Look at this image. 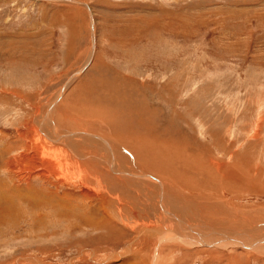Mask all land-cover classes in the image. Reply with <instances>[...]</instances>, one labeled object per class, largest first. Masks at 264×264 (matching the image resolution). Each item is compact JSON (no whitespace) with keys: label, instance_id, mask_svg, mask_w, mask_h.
I'll use <instances>...</instances> for the list:
<instances>
[{"label":"rangeland","instance_id":"1","mask_svg":"<svg viewBox=\"0 0 264 264\" xmlns=\"http://www.w3.org/2000/svg\"><path fill=\"white\" fill-rule=\"evenodd\" d=\"M39 119L67 131L66 137L81 134L74 140L89 141L88 151L103 149L105 140L116 162L127 159V145L136 146L137 163L165 180L159 188L171 184L168 194L180 188L181 173L201 177V184L193 178L185 185L189 207L201 210L195 216L188 210L185 224L190 221L191 231L194 221L200 229L204 220L221 223L215 235L198 234L190 254L158 241L171 234L161 227L147 240L158 220L142 196L112 174L103 176L111 193L139 213L138 221L130 210L122 217L134 228L115 215L116 235L102 225L75 226V215L92 214L79 207L86 194L34 154L37 142L51 140H43ZM137 137L145 142L138 145ZM204 154L222 161L208 168H237L243 189L210 190L213 170L190 171L203 166L198 157ZM88 169L100 170L94 164ZM92 202L97 208L98 199ZM210 207L220 209L219 220L208 217ZM263 211L264 0H0V264H264V253H256L264 238L252 245L256 252L251 243L222 247L218 241L222 233L239 234V224L248 221L252 233L264 232ZM127 244L134 253L123 254Z\"/></svg>","mask_w":264,"mask_h":264},{"label":"bare ground","instance_id":"2","mask_svg":"<svg viewBox=\"0 0 264 264\" xmlns=\"http://www.w3.org/2000/svg\"><path fill=\"white\" fill-rule=\"evenodd\" d=\"M92 29V28H91ZM121 101V100H120ZM119 101V102H120ZM118 102V101H117ZM118 102V103H119ZM124 102V101H123ZM123 102L121 101V104H123ZM128 104V103H127ZM143 112V111H142ZM131 116V115H130ZM42 121V122H41ZM123 121V120H122ZM112 122V121H111ZM44 123V124H43ZM145 124V123H144ZM46 126V127H45ZM39 127L41 128V131H42V135H43V140H44V137H49L51 140H45L47 144H43L42 142H34L36 143L35 144V149H34V154L36 155H39L38 158H42L43 162H44V158L45 161H47V164H48V167L53 171V173H55L58 177V176H61V177H69L71 179V181L74 183L73 185H80L81 186V190L84 194V197H82L81 201L82 202V205L79 206L81 208V210H87V211H90L92 212V214H87L83 217L80 218V215H75V220H74V225L75 226H78L81 222V224L83 226H87V225H91V226H94L95 228H97V225H102V228L103 230L104 229H107V230H110V233L111 234H114L116 235L118 230L116 229H112L113 226V217L114 215L119 219V221L123 222V219L122 217H127L128 215V211L130 210L132 212V214L134 215V217L137 219L138 221V212L136 211V209L132 208L131 206H127L126 203H129V202H126L124 203V199L118 194V193H111L112 187H108L106 185V181L104 180V175H109V174H112L114 176H119L120 177V180L125 182L127 185L131 186L132 188H134L136 190V193L137 195L139 196H142L144 202H146V204H148L150 210L154 213V216L156 217V219L158 220L157 223H155L157 226L153 229H151L149 232H146L147 235L145 236H148L147 240L149 238H156L155 236H157V233L155 232L156 229H158V227H161V229L163 230V232H165V234L167 232L171 233L169 235V237H161L159 239H157L158 241H163V240H168L169 244H174V246H183L184 247V252L181 253L180 250H177L180 254H190L189 253V248H194L196 246V244H198V234L200 233H204V235H209V234H212L213 236L215 235L213 232V229L218 226L219 224L221 223H218V224H213V223H208L206 220H204V228L200 229L201 225L197 222V221H192L194 227H192V230L190 231V227H187L189 224H190V221H189V224H185V220H186V216H189L188 213V210L190 211H193L196 210V209H193L192 207H189V205L191 206L190 201L188 199V196H186V192H184L186 190V188L188 186H185V185H189L190 183H193L194 184V181H193V178H197V181L201 184L200 180H201V177L199 176H193V175H190L189 171L187 173H184L182 174L181 172V176L177 178V181H176V178H175V181L177 182V184H179L180 188H178V190H173V192H171L170 194L167 193V189L172 187L171 184H165L166 188H159L158 186H160V184H163V183H166V182H160V180L153 176L152 174V171L151 172H145L144 171V168H143V164L141 163H137V158L135 157L136 155L134 154V152H136V146L132 149V146H128V153L130 154H126L125 156L127 157V159H124V160H121L120 158V162H117L115 161L114 157L116 159L117 156L115 155V153H113L114 155L111 154L112 152V149L110 147L109 144L106 143L105 140H103L102 143H99V145L103 148L101 150H98L96 149V152H92L91 150L88 151L90 148H88L89 146L87 145V143L89 142H79V141H76L74 140V138L78 139L77 137L78 136H82L81 134H78V133H72L71 136H68L66 137L65 135H63L64 133H66L67 131H63L62 129L58 128L57 127H50L49 124H47L44 119H39ZM149 128V127H148ZM123 129V128H122ZM146 129V128H145ZM38 130V129H37ZM35 130V131H37ZM34 131V130H33ZM38 132V131H37ZM36 132V133H37ZM40 134V132H38ZM80 133V132H79ZM86 135V134H85ZM33 136V135H32ZM76 136V137H75ZM88 136V135H87ZM126 136V135H125ZM125 136L124 139H125ZM69 138H72V140H69ZM97 138V137H96ZM84 139V138H83ZM86 139V138H85ZM90 139V138H89ZM94 139V138H92ZM34 140V139H33ZM42 140V139H41ZM88 140V139H87ZM91 140V139H90ZM122 140V138H121ZM40 141V140H39ZM49 141V142H48ZM54 142H57V143H61V144H65V148H53L51 145H53L52 143ZM101 141V140H100ZM95 142V141H94ZM143 142H145V140L142 139L139 140L138 137H137V144L138 145H142ZM171 142V141H170ZM174 142V141H173ZM89 144V143H88ZM93 144V143H92ZM96 144V143H95ZM93 144V145H95ZM126 145V143H124ZM171 144V143H170ZM227 144V143H226ZM31 145V144H30ZM29 145V146H30ZM55 145V144H54ZM90 145V144H89ZM109 147H108V146ZM146 145V144H145ZM58 146V145H57ZM62 146V145H61ZM126 146V147H127ZM154 146V145H153ZM152 146V147H153ZM157 146V145H156ZM174 146V144H173ZM56 147V146H55ZM92 147V146H91ZM94 147V146H93ZM100 147V148H101ZM150 147V146H149ZM34 148V147H33ZM76 149L77 151H81V154L79 153L78 155V152L74 151V150H70L69 149ZM174 148V147H173ZM172 148V149H173ZM178 148H180L178 146ZM114 149V148H113ZM153 149V148H152ZM151 149V150H152ZM155 149V148H154ZM157 149V148H156ZM93 150V149H92ZM150 150V149H149ZM175 150V149H174ZM100 151V152H99ZM115 151V150H113ZM155 151V150H154ZM171 151V150H170ZM169 151V152H170ZM184 151V150H183ZM28 152V151H27ZM31 152V151H30ZM116 152V151H115ZM146 152V151H145ZM33 153V152H32ZM31 153V154H32ZM147 153V152H146ZM149 153V152H148ZM151 153V152H150ZM177 153V151H176ZM98 154H100L98 156ZM25 155V154H24ZM30 155V154H29ZM34 155V158L35 156ZM88 155V156H87ZM143 155L142 153H139V158L140 156ZM163 155V154H162ZM176 155V154H175ZM248 155V154H247ZM27 156V154L25 155ZM31 156V155H30ZM81 157V158H85L83 159L82 161H79L77 157ZM87 156V157H85ZM145 156V155H144ZM164 156H167V155H164ZM164 156L162 158H164ZM171 156V155H169ZM183 156V155H181ZM198 156V155H197ZM195 156V157H197ZM37 157V156H36ZM177 158V156H175ZM184 157V156H183ZM147 158V157H146ZM145 158V159H146ZM148 158H150V161L152 162L151 160V157L149 156ZM147 158V159H148ZM157 158V157H156ZM146 159V160H147ZM153 159H155V157L153 156ZM183 159V158H182ZM186 159V158H185ZM198 159H201L203 161V166L200 168L198 166L194 167V168H191V172L193 173V169L195 170V172H198V171H202V169H204V171H206L207 169L210 171L213 170V172H210V178L212 181L214 180L215 182V185H210L208 184L207 187L210 189V190H215L216 188L217 189H223V190H229L233 188V191L235 192L236 191V186L238 185L240 189H243L242 187L244 186L243 183H241V180H240V176L237 172V168H231L230 166H228L227 164H222L219 166V168H215V167H212V168H208L207 164H219L220 160H217L215 159L214 157H212V155L210 154H204L202 155L201 157H198ZM235 163L239 162L238 160L240 159V155L239 154H235ZM35 160H38L35 158ZM130 160V161H129ZM158 160V159H156ZM174 160V159H173ZM179 162H180V159H178ZM241 160V159H240ZM27 161V160H26ZM30 161V160H29ZM39 161V160H38ZM113 161V162H112ZM159 161V160H158ZM163 161H165L163 159ZM177 161V160H176ZM150 162V163H151ZM183 162V161H182ZM224 162V161H223ZM243 162V161H242ZM241 162V163H242ZM32 163V162H31ZM35 163V162H34ZM37 163V162H36ZM41 163V162H40ZM143 163V162H142ZM153 163H154V160H153ZM157 163V162H156ZM174 163V161H173ZM181 163V162H180ZM240 163V164H241ZM95 165L96 168L98 167L99 170V173H97L94 169V171L96 173H90L91 171H89L88 169V166L89 165ZM138 164V166H137ZM148 164V163H147ZM155 164V163H154ZM177 164V163H175ZM184 164V163H183ZM25 165V164H24ZM30 165V164H29ZM40 165V164H39ZM43 165V163H42ZM46 165V164H45ZM88 165V166H87ZM162 165V164H161ZM16 166V165H15ZM167 166V165H166ZM165 166V168H166ZM235 166V165H234ZM243 166V165H242ZM31 167V166H30ZM28 167V168H30ZM47 167V166H46ZM47 167V169H49ZM161 167V166H160ZM186 167V166H185ZM236 167V166H235ZM245 167V166H244ZM39 168V167H38ZM42 168V173L44 171H46V169L44 170V167L41 166ZM94 168V167H93ZM147 168V167H146ZM149 168V167H148ZM147 168V169H148ZM165 168H161L162 170L165 171ZM175 168V167H174ZM172 167V174L174 176V169ZM177 168V167H176ZM199 168V169H197ZM178 169V168H177ZM189 169V168H188ZM23 170V169H22ZM32 170V171H31ZM40 170V168H39ZM142 170V171H141ZM159 170V169H158ZM183 170V169H182ZM187 170V169H186ZM185 170V171H186ZM29 171V170H26V172ZM30 171L33 173V169H30ZM36 171V170H34ZM157 171V170H156ZM226 171H228L229 173L226 174ZM249 171H251L249 169ZM22 172V171H21ZM93 172V171H92ZM144 172L145 173V176L144 178L149 180V182L147 180H141V179H138L136 176H140L142 173ZM161 172V171H160ZM179 172V170H178ZM184 172V171H182ZM243 172V171H242ZM257 172V171H256ZM28 173V172H27ZM26 173V174H27ZM30 173V174H32ZM48 173V172H47ZM156 173V172H155ZM199 173V172H198ZM201 173V172H200ZM219 173V174H218ZM240 173V172H239ZM249 173V172H248ZM254 173V172H253ZM44 174V173H43ZM41 174V175H43ZM103 174V175H102ZM213 174V175H212ZM245 174V172H244ZM34 174H32L33 176ZM54 175V174H53ZM101 175H102V178H101ZM111 175V176H112ZM163 175V174H162ZM177 175V174H176ZM200 175V174H199ZM252 175V174H251ZM39 176V174H38ZM44 176V175H43ZM142 176V175H141ZM244 176V175H243ZM242 176V177H243ZM254 176V174H253ZM208 177V176H207ZM246 177V175H245ZM249 177V175H248ZM256 177V176H255ZM158 180H157V179ZM220 178L221 181L219 183H217V180H219ZM252 178V176H251ZM250 178V179H251ZM41 179V178H40ZM46 179V178H45ZM60 179V178H59ZM52 180V179H51ZM50 180V181H51ZM62 179H60L59 181H61ZM110 180V179H109ZM248 180V179H247ZM247 180H245L246 182L245 183V188L247 190L250 191H254L252 190L253 188H250L249 187V183H247ZM257 180V178H256ZM256 180H255V183H256ZM260 180V179H259ZM46 181V180H45ZM49 181V182H50ZM66 181V180H65ZM68 181V180H67ZM223 181H227L226 184L227 185H220L221 182ZM253 181V180H252ZM53 182V181H52ZM156 182L159 183L156 184ZM185 182V183H184ZM254 182V181H253ZM51 183V182H50ZM56 183V182H55ZM62 183V182H61ZM64 183V182H63ZM69 183V182H68ZM148 183H151L149 186H145L144 184H148ZM254 183V184H255ZM59 184V183H58ZM57 184V185H58ZM108 184V183H107ZM262 184V183H261ZM56 185V184H55ZM61 185V184H60ZM109 185V184H108ZM231 185V187L229 186ZM218 186V187H217ZM255 186V185H253ZM30 187V186H29ZM145 187H147L148 189H146ZM205 188V187H204ZM238 188V187H237ZM258 188V187H257ZM150 189V190H149ZM55 190V189H54ZM44 191V190H43ZM56 191V190H55ZM150 193H154L155 196H152L151 194H148V192ZM256 191V190H255ZM216 192V191H215ZM68 193V192H67ZM219 193V192H218ZM261 193V192H260ZM33 194V193H32ZM65 194V193H64ZM236 194V193H235ZM28 195V193H27ZM36 196V195H35ZM40 197V196H39ZM93 197H95V199H98L99 201V205H97V208L95 206V203H91L90 202L93 200ZM47 198V197H46ZM69 198V197H68ZM138 198V196H137ZM67 199V198H65ZM132 200V199H131ZM113 202V206H112V203L110 202ZM195 201V200H194ZM65 202V201H64ZM63 202V203H64ZM97 202V201H96ZM59 203V202H58ZM133 203V202H132ZM135 203V202H134ZM65 204V203H64ZM63 204V205H64ZM97 204V203H96ZM181 204V205H180ZM40 205V204H39ZM58 205V204H57ZM60 205V204H59ZM227 205V204H226ZM46 206V205H45ZM70 206V205H69ZM180 206H183V207H180ZM228 206V205H227ZM58 207V206H57ZM56 207V208H57ZM66 207V205H65ZM68 208V207H67ZM173 208V210H171ZM70 209V208H69ZM75 209V208H73ZM219 208H214V207H210L209 208V216H212L213 214H215L216 217H218V220L221 218L220 215H219ZM259 209V208H258ZM57 210V209H56ZM160 210V211H159ZM200 208H197V211H195L194 213H191V215H196L195 213H199L200 211ZM70 211V210H69ZM76 211H78V209H76ZM98 211L99 214L96 215V212ZM219 211V212H218ZM264 212V211H263ZM182 213L183 214H186L185 216H182ZM200 214V213H199ZM113 215V216H112ZM144 216V215H143ZM180 216V218H179ZM100 218V219H97ZM251 217V216H250ZM189 218V217H188ZM214 218V217H213ZM142 219V218H141ZM194 219V218H193ZM199 219V218H198ZM197 219V220H198ZM245 219V218H244ZM251 219V218H250ZM263 223H264V218L261 219V217L259 218ZM116 220V219H115ZM189 220V219H188ZM187 220V221H188ZM214 220V219H213ZM118 221V220H117ZM223 221V220H222ZM225 221V220H224ZM254 221V220H253ZM252 221V222H253ZM257 222V221H256ZM259 222V221H258ZM124 223V222H123ZM122 223V224H123ZM141 225H143L142 228H144V224H145V221L144 223L142 224V221L140 222ZM241 223V222H239ZM248 225L245 223L243 226L240 225V228L239 230H241V232H239V234H235L234 232L233 233H228V234H224L222 233L221 235H218L219 237V244H221L220 246L222 247H225L227 245H233V244H240V245H243L244 243H251V251L252 252H256L255 248H253L254 244H259V242L261 241L262 238H264V232L257 228L258 231H260L261 233H257L255 234L252 233V230H251V226H250V223L248 221ZM255 223V222H254ZM147 224V223H146ZM223 224V223H222ZM226 224V223H225ZM124 226H127V227H130V229H133L134 227L132 226H128L127 224H123ZM151 225V224H150ZM192 225V226H193ZM198 227H197V226ZM224 225V224H223ZM232 225V224H231ZM247 225V226H246ZM257 225V224H256ZM258 225H260L258 223ZM122 226V225H121ZM153 226V225H152ZM203 226V225H202ZM189 230V231H186V228ZM228 227V225L226 226ZM237 227V226H236ZM259 227V226H258ZM101 228V230H102ZM117 228V227H116ZM160 229V228H159ZM204 230V231H203ZM160 231V230H159ZM256 231V230H255ZM122 232V230H121ZM140 233L143 234V230H140ZM182 235H181V234ZM101 235L99 237H103L105 235V233H100ZM107 235H109V233H107ZM120 235V234H119ZM138 235V234H137ZM144 235V234H143ZM181 235V236H180ZM211 235V236H212ZM254 235V236H252ZM111 236V235H110ZM261 236V237H259ZM96 237V236H95ZM117 237V236H116ZM211 238V237H210ZM109 240L110 237L108 238ZM113 239V238H112ZM119 239V238H118ZM260 239V240H259ZM115 239H113L114 241ZM144 241V239H142ZM156 240V239H155ZM212 240L214 242L212 243H217V238H212ZM104 240H102L103 242ZM153 241V239H152ZM104 243V242H103ZM156 243V242H155ZM164 243V242H163ZM144 244V243H143ZM146 244V243H145ZM205 244V243H204ZM218 244V243H217ZM217 244H214V245H217ZM264 244V242H263ZM128 245V244H127ZM162 245V244H161ZM109 246V245H108ZM140 247V246H139ZM153 247V246H152ZM173 247V245L171 246ZM200 247V246H199ZM202 247V246H201ZM264 246H262L261 248H259L258 252L256 253H261L263 252L264 253ZM156 249V248H155ZM181 249V247H180ZM135 250V249H134ZM139 250V249H138ZM157 250V249H156ZM132 251V247L131 245H128L124 251H123V254H129L131 253ZM174 251L173 248H169L168 251H166L167 253L169 254H172ZM192 251V250H190ZM133 252V251H132ZM199 252V251H198ZM134 253V252H133ZM145 254V248L142 249L141 251H139V254ZM155 253V252H154ZM160 253V252H159ZM202 254V253H201ZM207 254V253H205ZM169 257V256H168ZM160 259V258H159ZM152 264V263H151Z\"/></svg>","mask_w":264,"mask_h":264}]
</instances>
